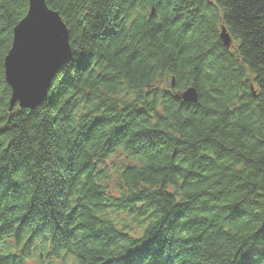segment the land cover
<instances>
[{
    "label": "trees",
    "instance_id": "obj_1",
    "mask_svg": "<svg viewBox=\"0 0 264 264\" xmlns=\"http://www.w3.org/2000/svg\"><path fill=\"white\" fill-rule=\"evenodd\" d=\"M45 3L70 58L8 111L0 0V264H264V0Z\"/></svg>",
    "mask_w": 264,
    "mask_h": 264
},
{
    "label": "water",
    "instance_id": "obj_2",
    "mask_svg": "<svg viewBox=\"0 0 264 264\" xmlns=\"http://www.w3.org/2000/svg\"><path fill=\"white\" fill-rule=\"evenodd\" d=\"M223 46L231 38L221 27ZM70 58L68 30L59 14L48 8L45 0H28L25 16L13 28L12 42L4 58V79L10 87L8 111L15 105L33 109L46 98L54 72ZM174 81L171 80V88ZM185 103H196L194 87H186L175 95Z\"/></svg>",
    "mask_w": 264,
    "mask_h": 264
},
{
    "label": "rangeland",
    "instance_id": "obj_3",
    "mask_svg": "<svg viewBox=\"0 0 264 264\" xmlns=\"http://www.w3.org/2000/svg\"><path fill=\"white\" fill-rule=\"evenodd\" d=\"M183 91V90H182ZM59 264H72V262H69L68 260L67 261H64L62 263H59Z\"/></svg>",
    "mask_w": 264,
    "mask_h": 264
},
{
    "label": "snow or ice",
    "instance_id": "obj_4",
    "mask_svg": "<svg viewBox=\"0 0 264 264\" xmlns=\"http://www.w3.org/2000/svg\"><path fill=\"white\" fill-rule=\"evenodd\" d=\"M241 264H245V261L244 260H241Z\"/></svg>",
    "mask_w": 264,
    "mask_h": 264
}]
</instances>
